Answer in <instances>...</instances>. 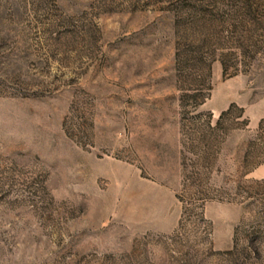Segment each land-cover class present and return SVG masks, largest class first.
<instances>
[{
	"label": "rangeland",
	"instance_id": "374dc122",
	"mask_svg": "<svg viewBox=\"0 0 264 264\" xmlns=\"http://www.w3.org/2000/svg\"><path fill=\"white\" fill-rule=\"evenodd\" d=\"M0 264H264V0H0Z\"/></svg>",
	"mask_w": 264,
	"mask_h": 264
}]
</instances>
